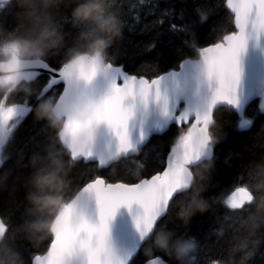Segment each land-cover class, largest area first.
<instances>
[{"label":"snow or ice","instance_id":"1","mask_svg":"<svg viewBox=\"0 0 264 264\" xmlns=\"http://www.w3.org/2000/svg\"><path fill=\"white\" fill-rule=\"evenodd\" d=\"M7 3L8 0H0V10ZM182 3L184 6L178 13L175 4L161 8L160 0H139V4L132 6L137 20L139 13L145 11L143 6L148 15L157 17L147 26L155 35L145 51L163 46L171 55L158 57L159 66L152 68L150 76L141 74L143 69L132 74L123 65L110 62V71L105 74L111 77L107 94L96 100L87 119L66 121L62 147H71L72 158L80 156L79 164L95 166L88 169L91 175H82L79 179L73 176V180L80 191L95 195L98 220L82 219L73 224V208L66 205L53 223L46 250L40 254L31 253L30 260L25 259L26 264H71L81 256L85 264H168L160 256L149 258L151 252L146 250L155 232L165 229L164 221L170 210L191 191L190 169L197 166L202 157L214 159L213 148L222 139V133L212 136L210 122L221 120L222 110L227 109L238 117L236 126L239 130L251 128L254 118L250 117L247 108L256 98L259 99V111L264 113V0H222V3L196 0L192 5L182 0ZM111 7L122 20V6L114 2ZM209 19L213 20V27L207 32L201 31L202 24ZM3 23L6 27L12 26L6 21ZM67 32L71 44L76 28L73 26L72 31ZM210 36L214 38L209 39ZM176 39L180 40L179 46ZM173 56L178 58V63H172ZM62 59L57 56L32 68L28 75L36 89L34 95L28 96L27 90H22L15 97L16 103L7 107V98H0V150L9 151L25 118L33 113L40 100L51 97L60 109L76 97H91L80 89V85L90 84L96 78L95 69L84 76L82 82L74 83L72 74L62 70ZM150 107L157 112L151 128L146 130L143 120L133 125L137 114H147ZM101 124L106 125L116 139L115 148H109L108 152L124 153V159H131L140 169L137 182H110L99 173L108 169L115 172L123 164L114 168L105 154H96L93 147L79 153L73 147L80 128H96ZM169 133L172 135L168 140L161 139L149 148L153 137H164ZM44 143L46 140L38 142L36 147L40 149ZM137 148L140 149L138 155ZM150 152L156 153L160 170L145 176ZM246 172L247 166L231 186L220 188L217 202L228 211L224 216L216 217L217 235L232 231L250 198L245 183ZM201 187L207 189L210 185ZM133 204L142 209L135 217L138 239L130 248L113 256L109 242L110 221L121 206L131 208ZM16 206L0 212V235L12 223L25 219L21 216L13 221ZM40 243H32V248L36 249ZM256 244L246 261L256 252ZM16 246L23 253L28 251L22 244L16 242ZM197 248L195 242L194 250ZM146 252L148 255L142 258V253ZM192 254L188 264H192ZM260 254L264 256V253ZM209 264H221V261L211 260Z\"/></svg>","mask_w":264,"mask_h":264},{"label":"clouds","instance_id":"2","mask_svg":"<svg viewBox=\"0 0 264 264\" xmlns=\"http://www.w3.org/2000/svg\"><path fill=\"white\" fill-rule=\"evenodd\" d=\"M115 0H8L0 13L7 12L12 17V26L6 27L0 21V98H7L5 107L16 103L15 97L22 90L27 95L36 93L29 72L39 62L61 56L62 70L72 74L74 83H80L83 77L94 68L98 74L110 71L109 63H115L110 52L115 43L122 39L123 23L117 11L111 7ZM64 13L75 22L76 33L72 43L68 42V32L60 23ZM96 100L89 96L76 97L57 109L55 101L45 98L33 110L37 121L44 123L46 143L28 157L30 172L23 178L24 188L22 219L12 223L10 228L0 235V264H26L24 253L16 246L19 238L31 243H40L52 236V226L56 217L71 205L72 223L89 219L94 210L92 202L95 195L82 192L75 185L73 170L79 164L80 156L72 158V148L62 147L68 119H87L93 112ZM222 133L219 119L210 122V134ZM98 137V127H82L73 140V147L81 150L94 147ZM255 155L247 165L245 183L249 199L244 210L239 213L232 227L233 254L241 259L233 264H246L245 258L252 251L255 242L264 236V126L254 139L250 149ZM140 149H136L139 154ZM105 158L112 167L128 166L131 159L125 160L124 153L108 152ZM12 158L7 150H0V191H9L13 204L16 182L20 176H13V170L4 168ZM22 156L18 157L20 163ZM214 160L202 157L201 162L190 169V192L177 201L178 216L187 222L191 216L210 211L216 199L205 197L202 193L208 183ZM133 175H139L140 169L134 166ZM12 184L9 185V180ZM160 249L173 256L179 264H185L195 248L193 238L176 236L173 232L161 229L152 236L149 248ZM112 246V255L120 253Z\"/></svg>","mask_w":264,"mask_h":264},{"label":"trees","instance_id":"3","mask_svg":"<svg viewBox=\"0 0 264 264\" xmlns=\"http://www.w3.org/2000/svg\"><path fill=\"white\" fill-rule=\"evenodd\" d=\"M115 2L122 6L124 12L122 18V39L118 40L110 50L115 57V63L123 65L132 74H136L137 70L143 69L141 74L150 76L152 74V68L159 66L158 57L171 55L170 50L163 46H158L154 51H145V47L153 41L155 35L147 26L157 17L148 15L146 13V6H143L145 11L139 13L140 19L137 20V13L131 11V8L133 5L139 4V0H115ZM195 2L196 0H187L188 5H192ZM200 2L222 3V0H200ZM160 4L161 8L166 7L168 4H175L177 13L184 6L182 0H160ZM69 18L68 13H64L60 20V23L66 31H72L73 27L72 21ZM0 21H6L9 26L13 23L12 17L6 11L0 13ZM212 27L213 20L209 19L207 23L202 24L201 31L207 32ZM213 38L211 36L209 37V39ZM175 43L179 46L180 40L176 39ZM164 44H166V40ZM172 63H178V58L173 56ZM169 67H171V64H169ZM257 103V99H254L247 108L250 117L254 118L253 125L247 130H239L236 126L238 117L227 109L222 110V119L220 120L222 125V139L214 146V168L208 181L210 187L203 194L205 197L216 199L219 195L220 188L231 186L236 181L237 176L244 172L248 163L254 159L255 155H258V153L250 150L255 137L262 129V126H264V113H260ZM171 135L172 133L164 137H153L149 148H152L161 139L168 140ZM45 140L44 123L37 121L32 113L29 117L25 118L23 126L17 133L15 143L9 149L12 158L7 161L4 168L12 169L13 176L18 175L21 177V180L16 182V204H13L9 191H0V212L18 205L14 208L13 221L18 220L23 212L24 188L22 181L30 172L28 157L33 152L39 150L36 147L37 143ZM19 156H22V160L20 163H17ZM134 166L136 164L130 161L128 166L119 167L115 172L108 169L99 174L106 177L110 182H137V177L140 176V173L139 175L132 174V171H134L132 168ZM94 167V165L80 163L73 170V176L79 179L82 175H91L92 173L88 169ZM156 170H160L156 161V153L150 152L147 159V170L144 175L150 176ZM8 183L11 185L12 179ZM216 185H219V187H215ZM226 211L228 210L220 205L216 199V203L210 211L203 214L197 213L185 222L178 216L179 207L176 203L165 218L164 228L173 232L176 236L193 238L195 240L198 248L192 254V264H209L211 260H219L221 264H233V262H238L241 256L240 254H233L231 251L232 231L223 236L217 235L219 225L216 223V217L224 216ZM16 242L22 244L28 250L24 252V257L28 260H30L31 253H42L46 250L47 244L50 243L46 239L36 249H33L32 243L26 239L19 238ZM256 242V252L252 257L248 258V261H251V264H264V256L260 254L264 253V236ZM145 255H148V253H142V258ZM154 255H160L170 264H179L173 256L168 255L160 249L153 248L150 257ZM248 261H246V264H248ZM185 264H188V259H186Z\"/></svg>","mask_w":264,"mask_h":264},{"label":"water","instance_id":"4","mask_svg":"<svg viewBox=\"0 0 264 264\" xmlns=\"http://www.w3.org/2000/svg\"><path fill=\"white\" fill-rule=\"evenodd\" d=\"M111 85V77L105 74H98L96 78L90 84H81L80 89L88 92V94L95 100H101L109 91ZM258 108H259V99ZM261 113V112H260ZM157 118V112L154 107H150L147 114H137L136 120L133 121V125L143 120L145 128L150 129L152 122ZM133 138H135V129L133 128ZM116 139L110 132L106 125L101 124L98 126V137L93 147V151L96 154L105 153L109 148H115ZM214 154V148H213ZM92 207L95 210V201L92 202ZM142 209L139 205L133 204L131 208L128 206H121L117 211L109 225V242L110 244L120 250L130 248L138 239V232L135 224V217L140 215ZM91 222L98 220V215L94 211L90 216ZM154 255L150 258H155ZM161 257V256H160ZM164 259V258H163ZM166 260V259H164ZM167 261V260H166ZM71 264H85L84 258L78 257L74 259ZM168 264H170L168 262Z\"/></svg>","mask_w":264,"mask_h":264}]
</instances>
